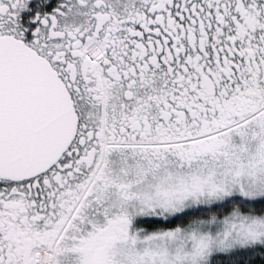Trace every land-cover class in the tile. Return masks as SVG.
<instances>
[{
  "label": "snow or ice",
  "instance_id": "snow-or-ice-1",
  "mask_svg": "<svg viewBox=\"0 0 264 264\" xmlns=\"http://www.w3.org/2000/svg\"><path fill=\"white\" fill-rule=\"evenodd\" d=\"M0 264H264V0H0Z\"/></svg>",
  "mask_w": 264,
  "mask_h": 264
}]
</instances>
